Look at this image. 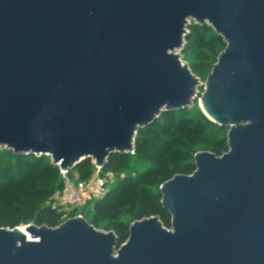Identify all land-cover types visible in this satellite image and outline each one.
Masks as SVG:
<instances>
[{"label":"water","instance_id":"1","mask_svg":"<svg viewBox=\"0 0 264 264\" xmlns=\"http://www.w3.org/2000/svg\"><path fill=\"white\" fill-rule=\"evenodd\" d=\"M193 23L226 44L200 104L229 150L161 185L171 229L136 221L118 248L81 217L0 227V264H264V0H0V152L65 171L133 152L140 130L195 104L179 54Z\"/></svg>","mask_w":264,"mask_h":264},{"label":"trees","instance_id":"2","mask_svg":"<svg viewBox=\"0 0 264 264\" xmlns=\"http://www.w3.org/2000/svg\"><path fill=\"white\" fill-rule=\"evenodd\" d=\"M198 27L203 29L205 26L198 25ZM196 34H200L197 56L202 63L193 65V73L199 76L203 75L212 63L217 62L224 48L218 44L213 34ZM194 105L196 106L197 103ZM171 112L164 113L156 123L140 130V135L135 141L136 165L145 164L146 161L158 162L159 165L147 163L139 170L138 177L126 176L118 180L101 202H95L96 214L92 217L86 215L85 219L95 228L103 224L106 230L116 233L119 239L118 248L128 240L129 229L133 222L155 216L164 227L171 229V215L163 207L160 187L175 175H191L196 170L195 160L192 163L187 158H193L198 149L183 147V143L176 147L178 138L173 136L180 132V129L177 130L178 127H174L170 130V126L173 125L169 117ZM162 117H164L163 134L161 131L159 133V129L155 126ZM193 121L197 126L205 127L206 135L210 136L217 129L223 128L212 123L203 114L193 118ZM153 130L158 133L152 134ZM149 132L151 133L147 134ZM168 133L171 138L168 137ZM206 139L207 136L198 148L203 151L210 149L216 156L223 154L219 144L210 146ZM217 141L219 140H213L212 143ZM10 153L12 155L0 153V227L14 228L34 224L55 228L62 224L64 222L62 216L51 211L48 206L51 196L61 187V178H57V168L51 164H45L41 169L36 170V167L41 164L40 158L17 155L12 151ZM7 156H14L15 161ZM126 157L127 155L113 154L103 170L118 172V166L126 162L128 159ZM90 163L91 161H85L76 166L75 169L80 173L81 178L90 175L91 170L87 167ZM129 198L130 203L124 204ZM102 221L106 222L102 223Z\"/></svg>","mask_w":264,"mask_h":264},{"label":"rangeland","instance_id":"3","mask_svg":"<svg viewBox=\"0 0 264 264\" xmlns=\"http://www.w3.org/2000/svg\"><path fill=\"white\" fill-rule=\"evenodd\" d=\"M198 30L201 31V32H197ZM189 32H190V35L186 39V42H185V45H184V50L182 52H180L179 54L181 56L183 64L185 66L189 67L192 72H194L193 71V65L202 63V60L199 59L198 56H197L198 52H199L198 39L200 38V34H196V33L213 34V36L215 38H217L218 44L220 46H223L224 49L226 48V44H225L224 40L222 38H220L216 34V32L212 28H210L208 25H206L203 29H201L200 27H198V25L196 26L193 23V25L189 28ZM223 51L224 50H222L221 53ZM216 63L217 62L212 63L210 68H207V71H205L203 75H199L198 76L196 73H193L199 79V82L201 83V85L196 89L195 103H197V105L196 106L193 105L192 107H190V108H188L187 110H184V111H176V110L172 111L170 113V115H169V117L172 119V123H173V125L170 126V130H172L174 127H178L177 130L180 129V132H177V134L173 136V137H177L178 140L180 139L179 142H178V140L176 141V143H177L176 147L179 144H181V145L184 144L183 147H185V146L196 147L198 149L196 154L200 153V152H211V153L215 154V152L211 151L210 149H207V151H203L200 148H198L199 145L201 144V142L204 140V137H206V136H207L206 141L209 142V145L212 146L214 144H219L218 146L221 147V149L223 150V154L228 152V150H229L228 137H227L228 136L229 127L219 128V129H217L215 131V133L212 134V136H210L208 134L206 135L205 127L197 126V124H195L194 121H193V118L198 117L199 114H203L207 119H209L204 114V112H203V110L201 108L200 102H201L202 97H203V95L205 94V91H206L207 78H208L209 74L211 73V71H212V69H213V67L215 66ZM163 123H164V117H162L161 120L159 122H157V124L155 125L156 128L159 129V133H161L162 130H163V127H162ZM212 123H214V122H212ZM179 127H181L182 129L179 128ZM170 130H168V131L170 132ZM150 133L151 132H149L147 134H150ZM157 133L158 132H156L155 130H153V132H152V134H154V135L157 134ZM162 134H163V132H162ZM138 135H140L139 132H138V134L136 136V139H137V137H139ZM168 137H170L169 133H168ZM215 137H217V138H215ZM136 139H135V141H136ZM217 139L219 140V141H217V143H215V142L212 143L213 140H217ZM1 152H4L7 155H12L8 149H4ZM135 153H136V151L134 149L133 152L125 154V156L127 155L126 158H128V159L126 160V162H123V163H121L118 166V172H114L116 174V176H117L116 182L118 180L123 179L126 176H129V177H132V178L138 177L139 174H140L139 170L141 169V167L143 165H146L147 163H153V165L158 163V162L154 163L153 161H148V162L146 161L145 164H137L136 165V163H135L136 162L135 161V159H136L135 155L136 154ZM223 154H221L219 156H222ZM7 157H9L10 160L15 161L14 156H7ZM37 158H40V157H37ZM187 160H189L192 163H194V157L193 158L192 157H188ZM89 161H91V163L87 167H88V169L91 170V172H90V175H88L87 177H90L93 174V170H94V162L92 160H89ZM39 162L41 164L38 167H36V170L41 169L45 164L53 165L51 158L48 157V156L41 157ZM157 165H159V164H157ZM53 166L55 168H57V171H58L57 178L60 179L61 178V172H60L59 166H56V165H53ZM71 172L72 173H74V172L79 173L76 169L71 170ZM116 182H115V184H116ZM115 184H113V186ZM99 202H101V201H99ZM129 203H130V198L128 199L127 203L124 202V204H126V205L129 204ZM81 213L83 214L84 218L87 217L86 216L87 214L90 217H92L94 214H96L95 202L90 204L89 206L85 207L84 209H82ZM102 216H103V214H102ZM105 222L106 221H102V223H105ZM32 225H34V224H32ZM23 226H26V225H20V226L14 227V228H9V227H3V228H7V229L13 230L15 228H19V227H23ZM96 229L99 230V231H103V232L112 231V230H106L104 228L103 224H101Z\"/></svg>","mask_w":264,"mask_h":264},{"label":"built area","instance_id":"4","mask_svg":"<svg viewBox=\"0 0 264 264\" xmlns=\"http://www.w3.org/2000/svg\"><path fill=\"white\" fill-rule=\"evenodd\" d=\"M60 172L61 187L51 196L48 206L51 211L61 215L64 221L74 217L84 218L81 210L102 201L117 178L113 171H104L103 167L95 163L90 177L81 178L77 172L61 169Z\"/></svg>","mask_w":264,"mask_h":264},{"label":"bare ground","instance_id":"5","mask_svg":"<svg viewBox=\"0 0 264 264\" xmlns=\"http://www.w3.org/2000/svg\"><path fill=\"white\" fill-rule=\"evenodd\" d=\"M202 110H203V108H202ZM203 112H204V110H203ZM19 229H21L22 231H25L23 227H19Z\"/></svg>","mask_w":264,"mask_h":264}]
</instances>
